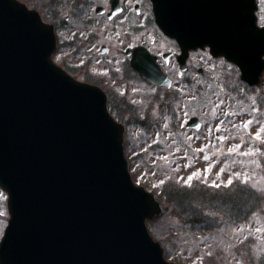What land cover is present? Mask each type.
I'll list each match as a JSON object with an SVG mask.
<instances>
[{"label":"water","instance_id":"1","mask_svg":"<svg viewBox=\"0 0 264 264\" xmlns=\"http://www.w3.org/2000/svg\"><path fill=\"white\" fill-rule=\"evenodd\" d=\"M152 1L181 61L188 48L208 45L258 82L264 27L255 0ZM54 47L36 11L0 0V187L9 214L0 264H180L164 258L145 225L164 207L131 179L124 125L100 88L51 60ZM143 76L156 80L150 69ZM187 126L198 128L197 119Z\"/></svg>","mask_w":264,"mask_h":264},{"label":"rangeland","instance_id":"2","mask_svg":"<svg viewBox=\"0 0 264 264\" xmlns=\"http://www.w3.org/2000/svg\"><path fill=\"white\" fill-rule=\"evenodd\" d=\"M19 1L57 26L58 47L52 59L77 79L102 87L114 115L126 124L124 150L132 179L164 207L146 225L165 258L181 264H264V71L261 82L250 87L241 81L237 66L213 58L208 48H197L180 75L174 59H161L172 79L169 88L148 84L124 62V49L144 42L159 57L174 50V42L154 22L143 28L144 36L133 33L124 38V26H118L121 36H113V25L105 24L104 16L97 17L99 29L110 26L109 32L85 25L86 7L81 2L106 0ZM256 2L257 23L264 24V0ZM88 31L93 36H86ZM104 42L109 50L98 54ZM191 116L200 120L198 130L185 127ZM190 174L191 183L228 186L231 179L247 186L253 193L251 205L242 195L237 198L243 207L230 206V212L248 214L235 221L212 213V226L201 229L182 222L161 188H188ZM5 218L6 194L0 189V237Z\"/></svg>","mask_w":264,"mask_h":264},{"label":"trees","instance_id":"3","mask_svg":"<svg viewBox=\"0 0 264 264\" xmlns=\"http://www.w3.org/2000/svg\"><path fill=\"white\" fill-rule=\"evenodd\" d=\"M245 187L247 186L238 182L221 187L194 183L188 188L170 184L162 187V193L182 222L187 223L191 228L201 229L212 226L213 221L209 220L212 213H222V217L231 220L243 219L248 214L247 211L238 216L230 210L238 208L239 205L243 207V203L237 198L242 195L249 198L248 206L251 205L253 193ZM216 202L218 204H215Z\"/></svg>","mask_w":264,"mask_h":264},{"label":"flooded vegetation","instance_id":"4","mask_svg":"<svg viewBox=\"0 0 264 264\" xmlns=\"http://www.w3.org/2000/svg\"><path fill=\"white\" fill-rule=\"evenodd\" d=\"M81 3H83V6L86 7L82 10V14L86 15L84 18V20L86 21L85 23L86 27H95L96 31L101 32L102 30H104L105 32H109V29L111 28L110 26H106V27L102 26V28L99 29V19L97 17L104 16L105 24L113 25V30L115 32L113 33L114 35L111 33L113 36H119V35L121 36V32L118 29V26L120 27V25L124 26V31L122 33L124 38L129 37L133 33L141 34L144 36L142 31L143 28H146L148 25H151L154 22L153 6L151 0H106V4L95 3L90 1H85V2L83 1ZM56 27L57 26H55V30H57ZM87 35L93 36V32L88 31L86 36ZM153 38L154 37H152L151 41L154 40ZM169 39L174 42L175 49L174 50L169 49L167 51H164V53H168L167 54L168 60H164V58L163 60L167 62L169 61V59H174L175 62L177 63L175 55L179 53L180 49L174 39L171 38ZM103 44L107 45L105 42L102 43L101 45ZM134 46L146 47L144 42L132 45V47ZM127 47H131V46L127 45ZM146 48L151 53H153V51L150 48L148 47ZM125 56L126 57L124 58V62L129 66L130 57H128L127 55ZM158 62L161 65V57H159ZM180 74L181 73L179 72V75ZM118 109H122V108L120 107Z\"/></svg>","mask_w":264,"mask_h":264},{"label":"snow or ice","instance_id":"5","mask_svg":"<svg viewBox=\"0 0 264 264\" xmlns=\"http://www.w3.org/2000/svg\"><path fill=\"white\" fill-rule=\"evenodd\" d=\"M192 175H194V174H190V176H189L188 180L186 181V183H188V184L191 183ZM231 183H232V180L229 179V180L227 181V184H228V185H231ZM212 186H213V187H221V185L216 184L215 182H213V185H212Z\"/></svg>","mask_w":264,"mask_h":264}]
</instances>
